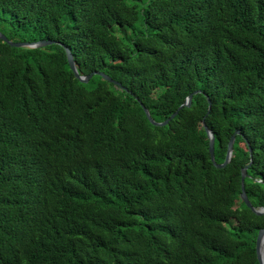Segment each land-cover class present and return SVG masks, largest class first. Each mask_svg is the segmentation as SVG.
Wrapping results in <instances>:
<instances>
[{"label":"trees","instance_id":"1","mask_svg":"<svg viewBox=\"0 0 264 264\" xmlns=\"http://www.w3.org/2000/svg\"><path fill=\"white\" fill-rule=\"evenodd\" d=\"M0 32L51 41L0 38V264H259L264 0H0Z\"/></svg>","mask_w":264,"mask_h":264},{"label":"water","instance_id":"2","mask_svg":"<svg viewBox=\"0 0 264 264\" xmlns=\"http://www.w3.org/2000/svg\"><path fill=\"white\" fill-rule=\"evenodd\" d=\"M0 38L2 40H4L5 42H7L8 44L12 45V46H27V47H37V46H43L46 45L48 43H50V40H46V39H41V40H37V41H12L9 40L2 32H0ZM66 50V56H67V61L69 63V67L70 69L73 71L74 75L81 81H87L88 78L93 74V73H97L99 75H101L103 78H105L108 81L114 82L116 83L115 80H113L109 75L103 73L102 71H92L89 72L86 75H82L79 74L72 53L69 50V48H65ZM197 90H195L194 92H196ZM190 93L186 96L185 100L183 103H181L178 108L171 113L170 116H168L167 118H165L162 121H155L151 116L150 113L148 111V109L142 104V108L146 114V116L148 117V119L150 120V122L154 125H164L166 124L172 117H174V115L177 113L178 109L182 108L183 106H190L191 104V99H192V94L194 93ZM210 109V101L208 104V110ZM204 122V121H203ZM204 128L206 131V134L208 136V150H209V155H210V159L213 162V164L216 167H224L231 158V154H232V150H233V143L235 140V135L238 132L237 130L230 136L228 143H227V148H226V153H225V157L224 160L222 162H216L215 158H214V134L213 132L207 127V125H205L204 123ZM249 152H250V157L252 156L251 153V148L249 147ZM250 163V162H249ZM248 164L244 165L241 169V192H240V196L241 199L244 201V203L256 214H264V206H259V207H255L251 204L250 200L248 199L245 190H244V178L246 176V168H247ZM255 251H256V256H257V260L259 264H264V227L260 228L257 232L256 235V239H255Z\"/></svg>","mask_w":264,"mask_h":264}]
</instances>
